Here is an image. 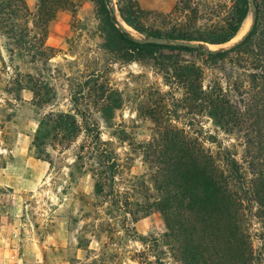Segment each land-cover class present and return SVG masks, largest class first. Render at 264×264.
Here are the masks:
<instances>
[{"label":"rangeland","instance_id":"374dc122","mask_svg":"<svg viewBox=\"0 0 264 264\" xmlns=\"http://www.w3.org/2000/svg\"><path fill=\"white\" fill-rule=\"evenodd\" d=\"M24 1L30 2V14L14 12L12 5L0 14V264H182L162 238V216L147 207L156 192L143 146L160 121L175 131L211 134L233 147L240 162L243 154L240 134L225 133L200 115L176 85L174 69L194 57L159 50L157 59L174 66L176 83H171L150 58L121 56L113 35L106 33L97 0H70L52 19L51 10L37 12V0ZM135 1L148 29L163 35L172 29L176 0ZM214 1L223 7L232 2ZM109 6L125 25L116 0ZM42 18L50 19L45 39L51 58L36 56L32 63L41 33L36 23ZM246 19L250 25V15ZM126 25L135 38H144ZM241 36L208 47L226 48ZM22 38L25 44L16 42ZM17 71L34 75L37 89L22 78L26 86L18 95L8 90ZM60 114L69 116L65 130L57 127ZM102 146L119 164L117 204L128 202L130 214L113 211L116 202L106 195L108 186L101 192L103 178L112 174ZM206 146L214 145L206 140Z\"/></svg>","mask_w":264,"mask_h":264},{"label":"trees","instance_id":"16d2710c","mask_svg":"<svg viewBox=\"0 0 264 264\" xmlns=\"http://www.w3.org/2000/svg\"><path fill=\"white\" fill-rule=\"evenodd\" d=\"M48 2L51 7L44 8ZM97 2L106 33L113 35L115 46L122 50L121 56L136 61L150 58L171 83L175 82L171 73L174 66L157 59L159 50L194 57L185 59V64L173 71L180 81L176 85L180 84L184 91L185 102L194 104L200 115L211 118L225 133L236 130L243 143L240 162L233 147L216 142L211 134L175 131L171 124L157 121L158 130L143 146L142 156L149 165V177L156 192L147 207L162 216L165 245L182 264H264V0H254L256 19L248 35L218 49H210L208 45L226 44L237 35L250 14L248 0H232L224 7L214 0H176L171 11L174 24L165 35L143 24L135 0H116L121 20L144 38L188 40L196 42V47L135 38L120 26L109 6L111 0ZM70 4V0H37L36 9L38 13L43 11L42 15L51 10L52 19L55 12ZM10 5L16 8L14 12L30 14L24 0H0V14ZM48 20L42 18L36 23L41 33L35 54L30 56L32 63L36 56L46 61L51 58V48L45 39ZM16 42L26 43L23 38ZM22 78H28L32 91L40 83L34 75L17 71L8 81L7 89L16 94L23 90ZM68 117L57 116L58 129L65 130ZM206 140L214 146H206ZM101 145L105 143L101 141ZM108 152L106 146L101 147V156L112 169L110 177L101 182V192L108 186L106 195L116 202L113 211L130 214L128 202L117 204L115 178L119 164L106 157ZM132 214L136 219L138 210ZM253 223L258 224L254 232Z\"/></svg>","mask_w":264,"mask_h":264},{"label":"water","instance_id":"95a60500","mask_svg":"<svg viewBox=\"0 0 264 264\" xmlns=\"http://www.w3.org/2000/svg\"><path fill=\"white\" fill-rule=\"evenodd\" d=\"M248 1H249V5H250V14L249 15H250V20L251 21H250L249 28L240 37L239 41L240 40H243L248 35V33L252 29V26H253V24L255 22V19H256V6H255V3H254V0H248ZM112 10H113V12H115V9L113 7H112ZM125 25H123L122 23H120V26L122 28H124L125 30H127L126 27H125ZM143 41L144 42H150V43H156V44H169V43H172V44L182 45V46H188V47H196L197 46L196 42H193V41H188V40H174V39H171V38H165V37H161V36H151V37H147V38H144Z\"/></svg>","mask_w":264,"mask_h":264},{"label":"bare ground","instance_id":"6f19581e","mask_svg":"<svg viewBox=\"0 0 264 264\" xmlns=\"http://www.w3.org/2000/svg\"><path fill=\"white\" fill-rule=\"evenodd\" d=\"M248 26H249V19H246V20L244 21V23L242 24V26H241L239 32H238L237 35L235 36V38H236L237 36L243 35V34L247 31V28H249ZM232 40H233V39H232ZM211 46H213V45H211Z\"/></svg>","mask_w":264,"mask_h":264},{"label":"crops","instance_id":"0c3cea01","mask_svg":"<svg viewBox=\"0 0 264 264\" xmlns=\"http://www.w3.org/2000/svg\"><path fill=\"white\" fill-rule=\"evenodd\" d=\"M27 6L30 7V2H26Z\"/></svg>","mask_w":264,"mask_h":264}]
</instances>
